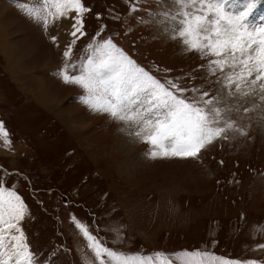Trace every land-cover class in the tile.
<instances>
[{
    "label": "rangeland",
    "instance_id": "obj_1",
    "mask_svg": "<svg viewBox=\"0 0 264 264\" xmlns=\"http://www.w3.org/2000/svg\"><path fill=\"white\" fill-rule=\"evenodd\" d=\"M82 2L91 11L74 52L94 35L97 41L111 38L162 82L203 85L211 95L221 87L220 73L208 71L213 57L202 58L179 39L158 35L156 25L140 22L168 0H140L142 10L134 14L129 0ZM216 2L235 13L241 0ZM9 6L10 0H0V25L14 49L12 59L0 52V122L11 141L0 142V180L27 206L20 226L40 264H96L76 223L123 253L199 249L264 264V248L258 247L264 245L262 103L253 108L244 98L235 105V127L246 135L230 130L227 140L207 146L197 158L151 159L146 143L122 132V122L91 111L78 99L83 90L55 75L71 40L64 31L71 20L58 22L55 47L49 37L57 29L45 33L32 20L5 13ZM263 15L264 0H257L246 23L264 26ZM244 107L251 111L245 114Z\"/></svg>",
    "mask_w": 264,
    "mask_h": 264
},
{
    "label": "snow or ice",
    "instance_id": "obj_2",
    "mask_svg": "<svg viewBox=\"0 0 264 264\" xmlns=\"http://www.w3.org/2000/svg\"><path fill=\"white\" fill-rule=\"evenodd\" d=\"M10 2L26 18L41 25L45 33L50 26L57 29V34L49 37L56 46L58 22L72 21L71 30H64L71 40L65 45L64 62L55 75L64 84L81 88L84 94L78 99L91 111L122 122L120 130L146 143V155L151 159L197 158L207 146L227 140L230 130L246 135L235 127L233 114L240 112L235 105L244 98L255 107L259 106L257 101L264 103V26L253 29L246 23L257 0H241L235 13L226 11L216 0H168L165 8L147 12V20L140 18L141 23L156 25L158 35L179 39L185 49L202 58L213 57L207 67L213 76L220 73L217 83L221 87L215 95L202 90L203 85L189 88L178 81L162 82L138 66L111 38L97 41L94 35L80 53L74 52L77 41L86 35L84 16L91 11L82 0H40L35 6L20 0ZM129 2L130 13L142 10L138 7L140 0ZM250 111L243 108L245 114ZM0 142L5 146L11 143L2 122ZM27 211L17 191L0 180V264H40L20 226ZM75 226L87 241L96 264H259L199 249L147 255L123 253L106 246L84 225Z\"/></svg>",
    "mask_w": 264,
    "mask_h": 264
},
{
    "label": "bare ground",
    "instance_id": "obj_3",
    "mask_svg": "<svg viewBox=\"0 0 264 264\" xmlns=\"http://www.w3.org/2000/svg\"><path fill=\"white\" fill-rule=\"evenodd\" d=\"M236 5H237V3H236ZM262 12V11H261ZM258 14V13H257ZM260 14V13H259ZM262 14V13H261ZM2 16L3 15H1L0 16V18H2ZM264 16V15H263ZM260 18V17H259ZM64 22V21H63ZM263 23H264V21H263ZM261 24V23H260ZM70 25V24H69ZM256 25H257V23H256ZM250 26V25H249ZM261 26V25H260ZM259 27V26H258ZM5 27H4V24L3 25H0V52H3V58L5 59L6 57L5 56H7V57H9L10 59H12V56L14 55V49L12 48L13 46H11L12 45V43L10 44V42H8V40H7V35L6 36H4L3 35V33H4V30H6V29H4ZM60 52V51H59ZM10 61V60H9ZM10 65V64H9ZM12 66V65H11ZM10 73H12V71H10ZM39 88H41L40 87V85L38 86ZM39 92V94H40V91H38ZM37 92V93H38ZM46 97H47V95H46ZM227 97V96H226ZM47 99H48V97H47ZM246 99V98H245ZM38 100V99H37ZM247 101H249V100H247ZM261 105V104H260ZM253 108H255V106L253 107ZM260 110L262 111V112H264V103H262V106H260ZM256 111V110H255ZM70 115V114H69ZM260 115V114H259ZM72 120V119H71ZM133 140V139H132Z\"/></svg>",
    "mask_w": 264,
    "mask_h": 264
},
{
    "label": "crops",
    "instance_id": "obj_4",
    "mask_svg": "<svg viewBox=\"0 0 264 264\" xmlns=\"http://www.w3.org/2000/svg\"><path fill=\"white\" fill-rule=\"evenodd\" d=\"M38 1H39V3H40V0H27V3H29V4H32V5H37L38 4ZM13 4V3H12ZM9 9H5V13H11V11L12 12H15L19 17H26V16H24L18 9H17V7L13 4V7H8ZM18 18V17H17ZM71 23H72V21L69 23L70 25H71ZM67 26V25H66ZM69 27V29H70V26H68ZM51 29H52V27H50ZM51 29H50V32H51ZM68 29V30H69ZM71 30V29H70ZM51 35V34H50ZM53 35V34H52ZM67 37L68 38H71V37H69L68 35H67ZM67 38V39H68ZM54 45V44H53ZM66 45V44H65ZM64 45V46H65ZM55 47H56V45H55ZM34 49H35V47H34ZM65 49V48H64Z\"/></svg>",
    "mask_w": 264,
    "mask_h": 264
}]
</instances>
